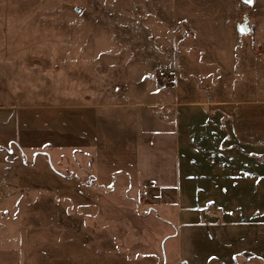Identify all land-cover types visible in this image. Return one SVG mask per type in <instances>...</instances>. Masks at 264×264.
I'll return each mask as SVG.
<instances>
[{
    "label": "rangeland",
    "instance_id": "374dc122",
    "mask_svg": "<svg viewBox=\"0 0 264 264\" xmlns=\"http://www.w3.org/2000/svg\"><path fill=\"white\" fill-rule=\"evenodd\" d=\"M6 88L8 96L2 94ZM133 88L137 94L264 101V0H0V103L65 105L72 95L77 102L124 103ZM248 156L237 153L239 189L260 190L259 182L246 180ZM251 160L253 175L263 174L264 158L253 153ZM0 161V264L152 263L132 255L138 248L86 246L82 209L72 223V192H87V158L12 145L0 152ZM235 202L237 262L255 258L264 264V199L238 193ZM198 210L200 225L182 231L192 261L179 259L175 238L166 246L168 263L216 264L220 258L230 264L232 230L229 235L217 228L228 215L211 194L199 200ZM173 230L161 231L176 236ZM153 248L162 251L161 243L141 250Z\"/></svg>",
    "mask_w": 264,
    "mask_h": 264
},
{
    "label": "crops",
    "instance_id": "0c3cea01",
    "mask_svg": "<svg viewBox=\"0 0 264 264\" xmlns=\"http://www.w3.org/2000/svg\"><path fill=\"white\" fill-rule=\"evenodd\" d=\"M2 94L8 96L9 90ZM152 94L149 90L137 94L133 88L124 103L77 102L73 95L72 104L65 105L44 100L0 103V152L13 145L26 152H69L76 160L87 158L85 189L90 194L72 192L76 198L72 200V223L78 221L82 209L86 246L138 248L139 253L133 249L132 255H142L149 264H160L157 258L163 260L162 251L163 264L171 263L166 246L175 238L179 259L192 261L182 231L200 225L199 200L211 194L228 215V222L217 228L227 229L229 235L232 230L230 264H238L235 200L238 193L260 194L264 199V173L253 175L251 160L253 153L264 158V101ZM258 107L262 110L254 112ZM241 151L250 155L246 180L259 182L260 190L239 189L237 153ZM260 165L264 167V161ZM72 174L77 175L76 170ZM142 192L147 197H141ZM260 214L264 251L263 208ZM166 227L178 234H164L161 230ZM158 230L161 235L154 237ZM252 231L257 234L258 229ZM149 242L154 247L161 243L162 251H142ZM217 261L226 264L223 259ZM241 264L262 262L248 258Z\"/></svg>",
    "mask_w": 264,
    "mask_h": 264
},
{
    "label": "built area",
    "instance_id": "2783aa9c",
    "mask_svg": "<svg viewBox=\"0 0 264 264\" xmlns=\"http://www.w3.org/2000/svg\"><path fill=\"white\" fill-rule=\"evenodd\" d=\"M159 75L164 81H166L168 79L165 72H160ZM141 197H143V198L147 197V192H142ZM205 208L208 212H211L213 210V203L209 202L208 204H206Z\"/></svg>",
    "mask_w": 264,
    "mask_h": 264
},
{
    "label": "water",
    "instance_id": "95a60500",
    "mask_svg": "<svg viewBox=\"0 0 264 264\" xmlns=\"http://www.w3.org/2000/svg\"><path fill=\"white\" fill-rule=\"evenodd\" d=\"M245 2H247V3L250 4V5L253 4V0H250V1H246V0H245Z\"/></svg>",
    "mask_w": 264,
    "mask_h": 264
}]
</instances>
